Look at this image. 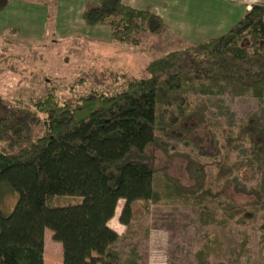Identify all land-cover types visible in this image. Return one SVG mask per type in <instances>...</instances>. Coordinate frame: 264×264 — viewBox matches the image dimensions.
I'll return each mask as SVG.
<instances>
[{"label": "trees", "instance_id": "trees-1", "mask_svg": "<svg viewBox=\"0 0 264 264\" xmlns=\"http://www.w3.org/2000/svg\"><path fill=\"white\" fill-rule=\"evenodd\" d=\"M6 3L0 0V8ZM81 16L87 25L108 24L112 39L133 44L140 31L165 28L156 12L122 0L88 3ZM145 70L144 76L127 78L122 89L91 90L74 100L58 101L52 92L33 105L0 97V264H43L45 227L61 244L62 264H87L89 251L99 264H130L112 246L119 233L108 223L120 198L118 220L124 224L135 200L176 201L194 204L202 223L224 226L259 217L264 240V121L248 116L235 131L227 130L189 106L187 97L195 81L264 97V1L252 2L223 33L169 49L150 59ZM212 127L220 130L221 140L209 161L216 169L211 181L206 164L189 153H180L187 183L164 172L156 175L152 161L141 156L155 142L156 130ZM244 140L251 158L231 160V150ZM248 163L258 173L253 186L232 175ZM220 178L251 200L235 204L221 188L213 190ZM72 196L80 200L64 202ZM242 234L238 252L249 239L245 230ZM220 244L218 234L207 233L195 264H208ZM237 260L238 253L216 264Z\"/></svg>", "mask_w": 264, "mask_h": 264}, {"label": "rangeland", "instance_id": "rangeland-1", "mask_svg": "<svg viewBox=\"0 0 264 264\" xmlns=\"http://www.w3.org/2000/svg\"><path fill=\"white\" fill-rule=\"evenodd\" d=\"M122 1L159 14L164 30L144 29L139 42L133 44L112 39L106 23L87 25L81 17L75 21L81 25L66 27L57 23L54 7L64 4V0H7L22 10L5 9L6 4L0 8V97L33 105L34 100L48 92L64 101L91 90L122 89L127 78L147 74L145 65L150 59L223 33L243 10V3L238 0ZM46 5L48 12L43 20L41 7ZM187 97L189 106L199 108L206 118L218 121L227 130L235 131L248 116L264 121V97L252 90L236 93L227 87L195 81L189 84ZM39 114L46 116L43 111ZM37 128L38 132L42 129ZM155 133V142L141 156L152 161L156 175L164 172L180 183L189 182L180 155L189 153L206 164L207 179L211 181L216 169L209 161L217 156L219 129ZM241 143L231 150V160L251 158L249 142ZM247 165L243 172L234 171L232 175L240 183L253 186L258 173L252 171V164ZM223 179L214 182L212 189L221 188L223 196L235 204L246 205L251 200V195L235 192L232 182L222 185ZM79 200L80 197L72 196L64 202ZM122 202L120 198L108 223L119 233L112 246L127 263L195 264V252L204 245L206 234L214 232L220 236L221 244L208 255V264L228 262L237 253L239 264H264V240L257 228L259 217L246 222L229 221L224 226L202 223L194 204L138 199L133 202L131 218L124 224L118 220ZM243 230L249 239L238 252ZM86 263L99 264L92 251L88 252ZM43 264H62L61 244L48 227L43 233Z\"/></svg>", "mask_w": 264, "mask_h": 264}, {"label": "crops", "instance_id": "crops-1", "mask_svg": "<svg viewBox=\"0 0 264 264\" xmlns=\"http://www.w3.org/2000/svg\"><path fill=\"white\" fill-rule=\"evenodd\" d=\"M88 1H90V2H88ZM94 1H96V0H64V2H65L64 4H62V2H61L60 5L58 4V6H56V9L54 7V10L56 12L54 19L56 21L59 20L57 23L62 22L64 24L63 26H66V27H73L76 24L81 25V23L79 21H77V23L75 21L77 19L80 20L82 18L81 13H82V9L84 8V6L86 4L92 3ZM238 1H241L243 3V10H242L240 16L243 14L244 10L250 6V4L252 2H261V0H238ZM262 1H264V0H262ZM4 8L5 9H13V10L20 8L22 10L21 6H19L18 4L9 5L8 3H6ZM34 9H36V8H34ZM28 10H30V9H28ZM32 11H34V10L32 9L31 12ZM41 11H42L41 12L42 19L45 20V16H46L45 13L48 12V6L47 5L42 6ZM54 19H53V21H54ZM83 22H84V20H83ZM58 25L62 26L61 24H58Z\"/></svg>", "mask_w": 264, "mask_h": 264}]
</instances>
